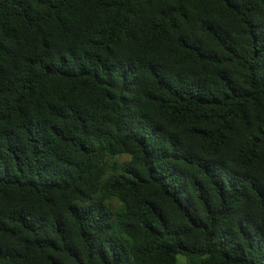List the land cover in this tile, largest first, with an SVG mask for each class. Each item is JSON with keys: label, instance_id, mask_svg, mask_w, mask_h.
<instances>
[{"label": "trees", "instance_id": "16d2710c", "mask_svg": "<svg viewBox=\"0 0 264 264\" xmlns=\"http://www.w3.org/2000/svg\"><path fill=\"white\" fill-rule=\"evenodd\" d=\"M185 261L264 264V0H0V264Z\"/></svg>", "mask_w": 264, "mask_h": 264}, {"label": "clouds", "instance_id": "9594fccd", "mask_svg": "<svg viewBox=\"0 0 264 264\" xmlns=\"http://www.w3.org/2000/svg\"><path fill=\"white\" fill-rule=\"evenodd\" d=\"M131 159L132 157L124 152H119L113 157V160L120 165H123L126 162H131ZM105 206L107 207L108 205L106 204ZM185 264H187V261H185Z\"/></svg>", "mask_w": 264, "mask_h": 264}]
</instances>
